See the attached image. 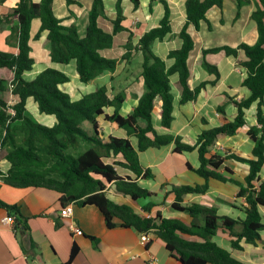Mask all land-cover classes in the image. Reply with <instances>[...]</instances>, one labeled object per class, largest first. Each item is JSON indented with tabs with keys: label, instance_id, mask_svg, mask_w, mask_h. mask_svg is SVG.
<instances>
[{
	"label": "trees",
	"instance_id": "obj_1",
	"mask_svg": "<svg viewBox=\"0 0 264 264\" xmlns=\"http://www.w3.org/2000/svg\"><path fill=\"white\" fill-rule=\"evenodd\" d=\"M5 0H0L4 2ZM18 4L9 14L0 17V28L7 24L13 25L11 38L17 41L18 53L0 51V69H7L14 74L13 80L0 78V92L11 91L16 102L9 104L0 99V163L6 160L10 164L8 172L4 173L0 166V180L15 188H46L61 194V201L67 205L75 203L80 206L93 205L103 213L109 228L120 226L133 228L141 233H155L165 243L166 248L181 264H244L233 257L226 249L213 239L220 229L228 231L234 238L232 247L240 249V242L255 244L264 229L260 208L264 207V180L261 171L264 166V0H258L256 9L251 14L258 31V40L254 45L240 44L236 48L224 46L203 51V67L216 77L211 83H202L195 89L189 86L191 70L189 57L195 48V42L189 32L192 25L195 29L207 20L208 13L223 7L224 0H187V22L179 37L183 41L181 48L171 51L170 59H174L172 67L167 68L163 59L153 52V44L164 40L171 30V11L166 0H159L165 8V14L160 25L145 33L137 46L132 39L126 45L123 61L128 62L134 53L142 54L140 77L144 82V94L139 98L138 105L127 116L120 111L126 96L123 93L110 95L107 87H101L95 92L83 95L78 100L61 90L60 86L70 82V78L54 68H47L33 80H26L24 74L33 69L34 60L30 56L31 26L35 19L41 21V27L36 38L43 34L49 42L50 59L57 64H69L76 61V69L82 83L89 84L105 72L115 73L119 60L108 59L101 51L112 48L114 36L126 29L122 23L125 19L122 0L117 2V17L114 19L113 32L107 33L99 26V19L104 16L103 0H93L89 12V25L84 38L78 34L75 25L65 27L55 15L53 4L55 0H18ZM135 9L140 7V0H130ZM238 8L237 18L248 0H235ZM68 5L74 0H66ZM224 53L237 59L240 67L247 72L243 86L249 90L246 99L230 101L237 108V116L229 121L225 116V108H218L223 117L219 127L204 130L194 145L182 142L181 137L171 134L160 135L153 125V111L157 100L161 101V126L169 130L173 122V94L171 76L178 74V86L181 90V104L196 101L198 95L207 84L215 85L220 80L217 66L205 60L208 54ZM32 98L39 111L56 118L53 127L36 122L27 113L28 100ZM258 103L257 125L248 129V136L254 142L252 158L236 155L221 156L213 154L212 149L221 136H234L247 125L245 112L254 103ZM114 108L112 115L105 114L108 108ZM104 115L108 122L126 130L129 138L110 137L103 139L100 134L98 118ZM85 124L91 127V133L85 129ZM130 137L137 138L135 148ZM174 144V152L182 154L198 150L200 167L196 173L206 181L217 179L232 182L239 187L238 198H245V220H235L219 216L215 207L202 204L184 205V197L188 194L204 195L209 189L203 186H174L165 195H173L175 200L171 205L177 212L186 213L192 218L190 225L178 219L163 217L152 210L157 205L151 201L155 196L138 183V179L153 177L151 170L145 169L140 162L139 153L150 148H161ZM122 157V161H118ZM227 159H234L249 167L244 182L225 178L219 170ZM114 160L113 162H109ZM128 170L135 178L122 177L116 167ZM188 167H192L188 164ZM109 186L123 196L133 201L150 200L143 207L150 216L135 212L128 205H120L107 196ZM0 208L5 209L9 216L15 217V227L20 225L28 229L20 206L9 205L0 200ZM33 256L36 245L32 243ZM78 253L73 247L71 264Z\"/></svg>",
	"mask_w": 264,
	"mask_h": 264
},
{
	"label": "crops",
	"instance_id": "obj_2",
	"mask_svg": "<svg viewBox=\"0 0 264 264\" xmlns=\"http://www.w3.org/2000/svg\"><path fill=\"white\" fill-rule=\"evenodd\" d=\"M40 3L41 0H32ZM75 4L68 5L66 0H55L53 9L62 25L69 27L75 25L78 34L84 38L89 25V12L93 0H74ZM105 12L99 19V26L107 33L113 32V21L117 17L118 0H103ZM171 11L172 32L162 41L153 44V52L163 59L167 68L174 64V59L168 56L171 51L181 48L183 41L179 34L187 22V0H166ZM18 0H5L0 2V17L10 13L18 4ZM258 0H248L241 9L237 18V4L235 0H224L221 9L215 8L207 15V20L200 24L197 30L189 27V32L195 42L188 65L191 70L189 86L195 89L202 83H211L216 77L209 74L203 67V51L218 47L236 48L240 44L254 45L258 40V31L251 14L256 9ZM123 15L122 25L126 29L114 36L112 48L101 51V55L108 59L119 60L115 73L105 72L89 84L82 83L76 69V61L69 64H57L50 59L49 42L46 34L37 39L41 21L35 19L31 26L30 56L34 60L33 69L24 74L26 80H33L47 68H54L65 73L70 82L60 86L61 90L68 93L72 100H78L83 95L95 92L101 87H107L110 95L123 93L126 100L121 107L123 116L129 115L138 105L139 98L144 94V82L140 77L142 54L134 53L128 62L123 61L126 54V45L130 39L137 46L142 36L160 25L165 14L164 5L159 0H140V7L134 8L130 0H122ZM13 24L0 28V51L18 53L17 41L11 38ZM205 60L217 66L220 80L217 84H207L198 95L196 101L181 104V90L178 86L179 76H171L173 100V122L169 130L161 126V101L157 100L153 111V125L158 134H171L181 137L182 142L194 145L198 136L204 131L219 127L223 124V117L218 108H225V116L233 121L237 116V108L230 101H240L250 96L249 90L243 86L247 72L240 67L237 59L226 56L224 53L208 54ZM0 78L13 80L14 74L7 69H0ZM0 99L13 104L16 99L11 91L0 92ZM258 103H254L246 110L247 125L241 128L234 136H221L212 149V153L221 156L236 155L243 158H252L254 142L248 136V129L257 125ZM114 108L105 110V114L112 115ZM264 112V105H263ZM27 113L38 123L53 127L56 118L45 115L39 111L38 105L30 98L27 104ZM100 134L103 139L110 137L129 138L126 130L116 124L108 122L105 116L98 118ZM88 125V126H87ZM85 129L91 133L89 124ZM135 148L138 146L137 138L130 137ZM172 143L161 148H150L139 153L141 165L151 170L153 177L138 179V183L148 189L155 196L151 199L157 206L153 208L152 215L157 212L163 217L178 219L190 225L191 216L172 209L175 197L165 195L174 186H203L208 184L206 194H188L184 197V205L202 204L215 207L219 216L230 217L235 220H245L244 209L247 206L245 198H238L239 187L232 182H223L217 179L206 181L196 173L200 167L198 150L178 154L174 152ZM122 161V157H118ZM110 160L109 162H113ZM188 164L192 167L190 169ZM1 170L6 173L10 169L8 161L0 163ZM116 170L122 177L135 178L128 170L117 166ZM220 174L228 179L244 182L248 175L249 167L234 159H227ZM264 180V166L261 171ZM109 199L120 205L131 206L136 213L150 216L143 207L150 200L142 199L133 201L130 197L123 196L114 191V186L107 190ZM0 200L9 205L20 206L28 226L15 227L13 224H4L2 220L9 216L5 209L0 208V264H66L71 257L73 247L78 248V253L71 264H181L169 252L166 245L155 233L149 235L150 242L143 244L140 233L133 228L120 226V221L115 220L116 226L109 228L103 213L93 205L80 206L74 204V212L70 217H61L60 211L66 205L61 201V194L46 188H15L6 185L0 180ZM262 223L264 224V207L260 208ZM81 230L82 235L76 231ZM222 248L228 250L234 258L244 264H264V229L255 244L240 242V249L232 247L234 238L228 231L220 229L213 239ZM36 245V253L31 251V245Z\"/></svg>",
	"mask_w": 264,
	"mask_h": 264
},
{
	"label": "built area",
	"instance_id": "obj_3",
	"mask_svg": "<svg viewBox=\"0 0 264 264\" xmlns=\"http://www.w3.org/2000/svg\"><path fill=\"white\" fill-rule=\"evenodd\" d=\"M74 204L75 203H69L65 207H63L61 209V211H60L61 217H70V216H72L73 212H74ZM2 223H4V224H13L14 223V218L13 217H6V218H4L2 220ZM76 234L77 235H82L83 232L81 230H77ZM150 234L151 233H141L140 234V241L143 244H148L150 242V238H149ZM151 264H153V262Z\"/></svg>",
	"mask_w": 264,
	"mask_h": 264
},
{
	"label": "rangeland",
	"instance_id": "obj_4",
	"mask_svg": "<svg viewBox=\"0 0 264 264\" xmlns=\"http://www.w3.org/2000/svg\"><path fill=\"white\" fill-rule=\"evenodd\" d=\"M87 125V124H86ZM88 126V125H87Z\"/></svg>",
	"mask_w": 264,
	"mask_h": 264
}]
</instances>
